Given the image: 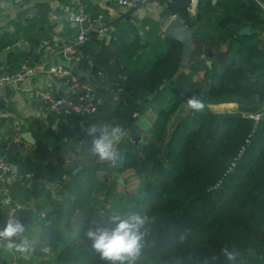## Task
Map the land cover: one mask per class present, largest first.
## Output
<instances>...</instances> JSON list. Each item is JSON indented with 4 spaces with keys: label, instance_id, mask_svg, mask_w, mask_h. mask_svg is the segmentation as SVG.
<instances>
[{
    "label": "trees",
    "instance_id": "trees-1",
    "mask_svg": "<svg viewBox=\"0 0 264 264\" xmlns=\"http://www.w3.org/2000/svg\"><path fill=\"white\" fill-rule=\"evenodd\" d=\"M191 4L172 0L162 14L168 21L179 18L187 27H198L188 66L182 63V45L153 21L150 31H143L149 34L147 40L140 36L130 46L116 41L109 69H103L100 57L87 65L90 76L82 81L98 97L104 96V105L92 118L58 117L57 128L36 129V145L28 157L7 152L20 175L10 188L13 207H33L47 217L41 224L33 218L25 223L24 234L39 233L32 252L44 257L49 247L53 253V262L39 264H105L85 234L89 228L113 227L111 213L149 217L136 264H202L213 255L217 260L208 264H229L221 254L225 246L238 250L244 264H264V119L256 127L253 120L217 115L208 107L236 103L252 114L264 108V10L260 0H198L192 14ZM246 27L251 35L240 36ZM89 38L87 52L104 46L93 32ZM8 39L1 38L0 52L12 45H5ZM209 44L216 49L208 53ZM222 47L227 51L213 55L209 66L202 56ZM101 80L104 91L98 85ZM191 95L203 98L204 111L190 110L184 119L173 121ZM149 112L154 123L144 131L139 121ZM106 123L125 130L118 145L122 159L115 166L90 153L91 137L85 135L90 124ZM232 129L239 149L243 136H250L245 152L240 158L234 154L219 173L204 178L200 174L220 158L226 132ZM144 132L149 139L140 145ZM234 162L235 170L228 174ZM130 169L140 181L136 194L118 193L115 182L105 187L106 181ZM42 199L50 201L31 205ZM10 215L11 210L0 207V229ZM3 244L0 264H14L17 252ZM19 263L27 264L21 259Z\"/></svg>",
    "mask_w": 264,
    "mask_h": 264
},
{
    "label": "crops",
    "instance_id": "crops-1",
    "mask_svg": "<svg viewBox=\"0 0 264 264\" xmlns=\"http://www.w3.org/2000/svg\"><path fill=\"white\" fill-rule=\"evenodd\" d=\"M260 2L264 10V0ZM197 4L198 2L196 6ZM82 8L94 18L97 15L103 16L101 27L105 32L97 39L104 43L102 48L96 46L94 51L88 50L87 52V46H84L80 50L78 57L81 60L75 64V67L87 71L84 79L81 80L89 79L91 71L87 65L97 57H100L103 69L111 67L114 60L112 52L118 49L116 41H125L124 43L130 46L133 41L143 35L141 39L145 41L149 35L146 33L150 31L153 21H157L163 29L170 21L163 18L165 7L161 13L148 9L128 11L118 7L115 0H0V41L1 38L9 37L5 45L12 44L0 52V76L16 74L26 65H43L45 70L54 65H66L62 51L67 45L76 41L80 32L79 27L73 24L70 18ZM189 11L191 13L193 11L192 4ZM163 20H166L165 24L161 23ZM142 25L146 27L144 30ZM87 26L88 28L85 26L83 28L91 32L92 27ZM246 28L250 29V27ZM89 39L88 37V42ZM224 49L221 48L220 52L225 51ZM208 65L211 66L210 62ZM98 85L102 86L101 89L104 91V81L101 80ZM37 89L50 90L62 96L66 94L65 88L48 73L34 75L22 84L2 89L4 93L0 90V158L5 157L1 156L3 153L8 157L7 152L9 151L15 153L17 157H28L36 145V134H38L36 129L47 128L51 125L57 128L60 123L57 116L44 111L37 102L34 96ZM98 98L100 106L104 105V96L103 99ZM5 112L12 114L22 125L24 142H26L24 135L30 133L35 140V145L26 142L30 148L23 150L11 143L14 132L11 121L3 120L1 117ZM7 145L8 149H5ZM11 147H16V149H11ZM9 161L17 167L10 159ZM50 190L53 194L55 193L51 187ZM48 201L50 200L31 201V205H44ZM33 218L35 222V217Z\"/></svg>",
    "mask_w": 264,
    "mask_h": 264
},
{
    "label": "built area",
    "instance_id": "built-area-1",
    "mask_svg": "<svg viewBox=\"0 0 264 264\" xmlns=\"http://www.w3.org/2000/svg\"><path fill=\"white\" fill-rule=\"evenodd\" d=\"M170 1L171 0H115L118 7L128 11L148 9L155 13H161L164 9V5ZM197 2L198 0H192L193 14L195 13ZM103 20L104 18L102 15L96 18L91 17L86 10L82 8L76 15H72L70 18V21L79 27L80 32L76 41L67 45L62 51L66 65H54L49 67L48 70H45L43 65H26L16 74L0 76V90L22 84L34 75L48 73L58 84H61L65 88L66 94L65 96H60L50 90L37 89L34 92V96L43 110L60 118L75 115L82 118H92L98 112L100 100L94 89L79 79V77L72 72V68L81 60L78 55L80 54V50L88 42L89 33L93 32L99 37L104 35L105 31L101 27ZM85 24L92 27L91 32L83 28ZM1 117L3 120L11 121L12 123L14 133L11 137V143L18 148L28 150L30 145L23 140V129L19 121H17L12 114L7 112L3 113ZM27 178L29 179L30 177L28 176ZM19 180L20 175L17 167L10 163L7 156L1 157L0 207L6 211L11 210V215L18 209L33 210L35 222L39 224L43 223L47 218L44 212H37L33 207L27 208L18 204L13 207L10 188ZM1 242L4 243L3 241H0V243Z\"/></svg>",
    "mask_w": 264,
    "mask_h": 264
},
{
    "label": "clouds",
    "instance_id": "clouds-1",
    "mask_svg": "<svg viewBox=\"0 0 264 264\" xmlns=\"http://www.w3.org/2000/svg\"><path fill=\"white\" fill-rule=\"evenodd\" d=\"M187 107L194 112H203L205 102L198 95H191L186 100ZM85 135L91 137L90 153L100 161L116 165L122 159L118 145L125 137V130L119 124H90L85 129ZM113 227L89 228L86 236L91 240V247L105 264H136L145 246L146 225L149 222L147 215L132 213L126 217L113 215L110 218ZM26 229L21 220L9 217L3 229H0V241L8 250L21 254H30L34 251V243L24 236ZM221 254L229 264H244L241 253L235 248L225 246ZM216 261L215 255L205 258Z\"/></svg>",
    "mask_w": 264,
    "mask_h": 264
},
{
    "label": "rangeland",
    "instance_id": "rangeland-1",
    "mask_svg": "<svg viewBox=\"0 0 264 264\" xmlns=\"http://www.w3.org/2000/svg\"><path fill=\"white\" fill-rule=\"evenodd\" d=\"M223 48H225L224 49L225 51H223V52H226L227 48L222 47V49ZM213 49H216V47L213 44H209L206 47V51L208 53L211 52ZM220 54H222L220 51L214 50L209 55L202 56V57L205 60H207L208 62H210V64H211L212 63L211 58L213 57V55L221 56ZM188 65H189V63H188ZM187 73H189V72H187ZM201 77H203V74H201ZM195 79H197V78H195ZM208 107L212 113L217 114V115H241L244 119L255 121L256 127L258 126V123L260 122V120L264 114V108L259 113L252 114L249 111H247L245 108H242L240 105H238L236 103L212 104V105H208ZM180 108H181L180 111L173 118V121L176 119V117H179L178 120H180L181 118L184 119L185 117H187V114H189V112L191 110L187 107V104H183ZM180 114H182V116H180ZM154 118H155V116L152 114V112H149L148 115H145L144 117L140 118L139 127H142L143 130L146 131V127L149 125H150L149 127H151V125L154 123ZM172 129H174V128L172 127ZM126 135H129V134L126 133ZM148 135H149V132L147 134H146V132L143 133L142 136L144 138L140 140V143H139L140 145L147 142L146 137H148V139H149ZM237 135H238L237 133L236 134L233 133V129L231 130V133L229 131L226 132V135L224 137V140H225L224 142H226V143L223 144V147L221 148V150L218 153V156L220 154V158L217 157L216 160L214 161L213 165L208 170H205L204 172H202V174H200L201 176H204V178H208L214 172H215V174L217 172L219 173L225 164H229L228 163L229 159L234 154H237V156H239V158L243 155V153L245 152L244 145H246V144L248 145L249 140H250V136H246V137L243 136L244 137L243 138L244 144L241 143V146H240L241 148L239 149V145L238 146L236 145ZM126 137H128V138H126L128 140L130 139V141H128V142L135 145L134 141H132L131 136H126ZM236 165H237V163L234 162L230 166V168L228 169V174L235 170ZM100 176H101V174H100ZM112 182H115V184L119 183L116 186V190L118 193L130 194V195L136 194L137 190L139 188V185H140L139 178L136 176V173L133 169H130L123 174L113 176L112 179L110 180V182L109 181L105 182V184H104L105 187H111ZM217 185H220V184H217ZM193 188H196V186H193ZM52 189H53V191H56V188L53 187ZM99 199L101 201H103L104 200V194L103 195L100 194ZM104 204H105V202H104ZM106 209L108 211H112V208L110 207V205H107ZM101 213H103L102 215L104 217L106 216V213L104 211H101ZM113 215H116V214L111 213V217ZM38 235H39V233L36 230L34 232H30V233L27 231L26 234H24L25 237H27L31 242H33L36 245L38 244ZM43 252L45 253V256L40 257V258L38 256H36V254H34L33 252H31L30 254H21V253L17 252V253L13 254V257H14L13 261L15 264L16 263L20 264L19 263L20 259L22 261H25L27 264H39L42 261H48V262L54 261L53 260V253L51 252V249L49 247L44 248Z\"/></svg>",
    "mask_w": 264,
    "mask_h": 264
},
{
    "label": "water",
    "instance_id": "water-1",
    "mask_svg": "<svg viewBox=\"0 0 264 264\" xmlns=\"http://www.w3.org/2000/svg\"><path fill=\"white\" fill-rule=\"evenodd\" d=\"M162 24L166 23V20H163L161 22ZM88 24H85L84 26L88 28ZM197 27H187L184 23L181 22L179 18H173L171 19L165 29L164 32L167 34L170 38L173 40L179 42L183 49H182V63L184 66L188 65L192 52H193V42H194V35L197 32ZM251 31L249 28H244L242 31H240V36H247L250 35ZM72 72L78 76L80 79H84V76L87 74V71H82L76 67L72 68ZM2 93H4V90H1ZM264 119V114L262 116ZM24 139L26 142H28L31 145H35V140L32 137V134L28 133L24 135ZM16 149V147H11V149ZM10 217H15L21 222H23L24 226L25 223L29 222L33 218V210L30 209H18L16 210Z\"/></svg>",
    "mask_w": 264,
    "mask_h": 264
}]
</instances>
